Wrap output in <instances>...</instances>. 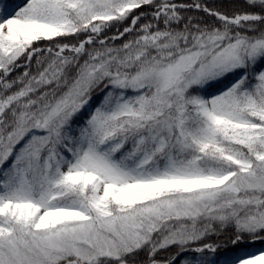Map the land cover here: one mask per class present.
I'll return each instance as SVG.
<instances>
[{"label": "snow or ice", "instance_id": "snow-or-ice-1", "mask_svg": "<svg viewBox=\"0 0 264 264\" xmlns=\"http://www.w3.org/2000/svg\"><path fill=\"white\" fill-rule=\"evenodd\" d=\"M0 264H264V0H0Z\"/></svg>", "mask_w": 264, "mask_h": 264}, {"label": "trees", "instance_id": "trees-1", "mask_svg": "<svg viewBox=\"0 0 264 264\" xmlns=\"http://www.w3.org/2000/svg\"><path fill=\"white\" fill-rule=\"evenodd\" d=\"M177 2H182V3H191L192 0H177ZM211 2V0H210ZM216 3H224L228 4L229 0H215ZM190 14H196V13H190ZM170 251H175V249H171Z\"/></svg>", "mask_w": 264, "mask_h": 264}]
</instances>
